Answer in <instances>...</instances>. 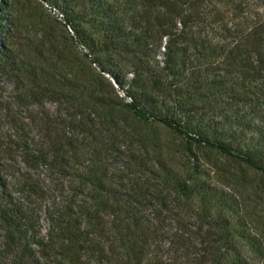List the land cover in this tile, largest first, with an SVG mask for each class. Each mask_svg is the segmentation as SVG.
<instances>
[{
    "label": "trees",
    "instance_id": "obj_1",
    "mask_svg": "<svg viewBox=\"0 0 264 264\" xmlns=\"http://www.w3.org/2000/svg\"><path fill=\"white\" fill-rule=\"evenodd\" d=\"M0 78V264H264V0H0Z\"/></svg>",
    "mask_w": 264,
    "mask_h": 264
},
{
    "label": "rangeland",
    "instance_id": "obj_2",
    "mask_svg": "<svg viewBox=\"0 0 264 264\" xmlns=\"http://www.w3.org/2000/svg\"><path fill=\"white\" fill-rule=\"evenodd\" d=\"M51 14L56 15L57 12L52 11ZM17 93L18 90L16 88V84L12 80L0 78V148L5 151L3 154H0V172L10 182H15L16 178L19 177L20 171H24V167L22 163H20L17 154L12 151L18 136L21 134L19 129L26 128L27 118L29 116L38 114V112L41 111V107L36 103L27 105L20 103L16 97ZM118 96L122 97V93L119 91ZM43 109L49 115H54L56 113V105L54 103L46 102ZM33 134H37V132L33 131ZM132 146L134 149H138L134 145ZM8 152H10V154H8ZM198 154L199 159L203 162V164L211 170L213 169L212 166L214 164L221 166L225 165L226 168H229L225 160L214 153L200 151ZM37 174L38 175L33 176L32 179L36 180L38 177V179L40 181H44L45 184H50V180L47 176H45V173L42 170H39ZM220 174L226 175V173H218V175ZM14 196L17 199L19 198L21 202H24L25 207L32 206L30 205L31 202H29L31 201V198H29L23 191H17ZM38 217L43 228L42 233H45L47 223L44 219L43 212L39 214Z\"/></svg>",
    "mask_w": 264,
    "mask_h": 264
},
{
    "label": "water",
    "instance_id": "obj_3",
    "mask_svg": "<svg viewBox=\"0 0 264 264\" xmlns=\"http://www.w3.org/2000/svg\"><path fill=\"white\" fill-rule=\"evenodd\" d=\"M110 80H111V79H110ZM111 81H112V80H111ZM112 83L114 84L115 88H117L116 85H115V83H114L113 81H112Z\"/></svg>",
    "mask_w": 264,
    "mask_h": 264
},
{
    "label": "built area",
    "instance_id": "obj_4",
    "mask_svg": "<svg viewBox=\"0 0 264 264\" xmlns=\"http://www.w3.org/2000/svg\"><path fill=\"white\" fill-rule=\"evenodd\" d=\"M122 97H123V94H122Z\"/></svg>",
    "mask_w": 264,
    "mask_h": 264
}]
</instances>
